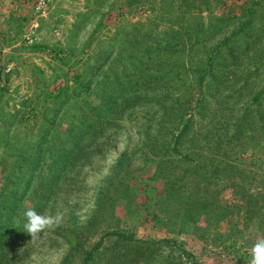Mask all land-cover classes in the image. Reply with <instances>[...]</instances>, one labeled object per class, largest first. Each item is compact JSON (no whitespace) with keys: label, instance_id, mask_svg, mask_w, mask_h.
Segmentation results:
<instances>
[{"label":"rangeland","instance_id":"rangeland-1","mask_svg":"<svg viewBox=\"0 0 264 264\" xmlns=\"http://www.w3.org/2000/svg\"><path fill=\"white\" fill-rule=\"evenodd\" d=\"M13 1L0 0V264H247L264 237V0H46L42 14L22 0L15 18ZM26 207L64 223L33 245ZM113 230L158 242L96 248Z\"/></svg>","mask_w":264,"mask_h":264},{"label":"clouds","instance_id":"clouds-1","mask_svg":"<svg viewBox=\"0 0 264 264\" xmlns=\"http://www.w3.org/2000/svg\"><path fill=\"white\" fill-rule=\"evenodd\" d=\"M119 151L122 152L123 149H120ZM110 155L112 156L111 165H114L118 160V155ZM111 165H108L107 171H103L99 174V179L90 183L89 187L93 189L100 187L101 185L99 181L110 174ZM21 216L24 220L23 230L26 234L30 235V243L33 245H36L41 241L48 231L55 230L64 223V213L59 209L53 214L49 211L40 213L33 207H26L21 213ZM78 216L80 223L85 224L90 216V212H78ZM41 233H43V235H41ZM64 247L66 248L67 246L65 245ZM249 256L250 259L247 260V264H264V237L258 238L254 241L250 248ZM33 259L35 264H60V256L55 251L46 257H33Z\"/></svg>","mask_w":264,"mask_h":264},{"label":"trees","instance_id":"trees-1","mask_svg":"<svg viewBox=\"0 0 264 264\" xmlns=\"http://www.w3.org/2000/svg\"><path fill=\"white\" fill-rule=\"evenodd\" d=\"M247 196H248V199L246 200V202L248 203V205L245 206L246 209L244 208V211L246 213H249L250 217H257L260 214V212H259L258 208H256L253 205V199L251 198L252 195L248 194ZM251 205H253V206H251ZM199 207H201V206H199ZM205 207H207V208H205ZM237 207H238V204H234V203H229V204H225L222 206H211V207L204 206L205 209H207V210L209 209V212H211V213L216 212V214L219 213L221 216H226L229 213V211L231 210V208L235 209ZM261 217H263V215H261ZM261 217H259V218H261ZM259 221L262 224L264 223L263 218L259 219ZM108 236H117V237L122 238L124 240L136 242L137 244L138 243H146V242H151V243H157L158 242V241H146V240H143L141 238H136L131 234H125L123 232L113 230V231L107 232L106 234L103 235L101 240L97 243L96 248L101 247V245H103V243H104L105 238ZM4 238H6V237H4L2 234H0V244L6 243L7 245H11V242H9L7 239H4ZM164 241L167 243H172V242L177 243L176 240H173V239H165ZM184 253H187L186 250L184 251ZM92 254H93V251L90 252V254L88 255L87 258L91 259L93 257ZM192 261L194 264H200V262H197L195 259H193Z\"/></svg>","mask_w":264,"mask_h":264},{"label":"crops","instance_id":"crops-1","mask_svg":"<svg viewBox=\"0 0 264 264\" xmlns=\"http://www.w3.org/2000/svg\"><path fill=\"white\" fill-rule=\"evenodd\" d=\"M11 5H12V7L13 6H15V13L12 15V16H10V17H16V16H19V15H21V13H23L24 12V9L22 8V9H19L21 6H19V5H24V4H22V0L21 1H16V0H14L12 3H10ZM18 10V11H17ZM23 11V12H22ZM9 17V15H5V16H2V17ZM6 29H7V32H11L12 33V29L9 27V28H7L6 27Z\"/></svg>","mask_w":264,"mask_h":264},{"label":"built area","instance_id":"built-area-1","mask_svg":"<svg viewBox=\"0 0 264 264\" xmlns=\"http://www.w3.org/2000/svg\"><path fill=\"white\" fill-rule=\"evenodd\" d=\"M47 9V2L46 0H37V10L39 13H45Z\"/></svg>","mask_w":264,"mask_h":264}]
</instances>
